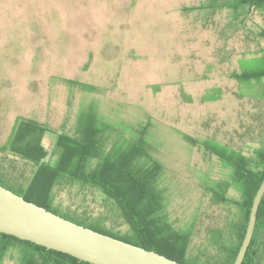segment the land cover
<instances>
[{"label": "rangeland", "instance_id": "rangeland-1", "mask_svg": "<svg viewBox=\"0 0 264 264\" xmlns=\"http://www.w3.org/2000/svg\"><path fill=\"white\" fill-rule=\"evenodd\" d=\"M228 1L0 0V145L18 116L69 133L89 106L112 124L149 120L169 220L192 226L190 256L217 257L211 230L240 216L239 195L229 189L228 202H211L204 188L223 187L227 170L194 139L247 156L264 146L261 86L232 77L264 52V9L236 11ZM63 79L98 90L70 89ZM32 169L0 153L8 183ZM55 193V205L127 230L117 210L90 193L64 182ZM224 239L231 244L235 233L226 227ZM2 264L18 263L7 256Z\"/></svg>", "mask_w": 264, "mask_h": 264}, {"label": "trees", "instance_id": "trees-1", "mask_svg": "<svg viewBox=\"0 0 264 264\" xmlns=\"http://www.w3.org/2000/svg\"><path fill=\"white\" fill-rule=\"evenodd\" d=\"M228 7L264 9V0H229ZM213 5H211L212 7ZM259 35L264 38V28ZM232 77L243 83L260 85L264 99V52L246 63ZM70 89L84 92L98 90L94 85L63 79ZM149 120L127 126L112 124L99 118L93 106L82 109L72 133L56 130L47 123L16 117L0 153L13 155L32 166L27 180L16 185L0 177V185L21 195L25 200L103 234L121 239L147 250H153L184 264H233L244 237L253 197L264 178V146L251 156L217 142H202L227 170L226 184L212 182L204 188L213 203L229 201L227 192L239 195L240 216L227 226L211 230L210 239L217 257L201 259L190 256L188 247L193 228H175L165 211L164 189L160 184L163 165L152 155ZM128 131V132H127ZM68 183L78 192H88L94 199L109 203L127 225L126 231L107 225L102 220L63 209L54 204L55 190ZM227 229L235 233L230 244L224 239ZM264 254V194L257 210L253 235L241 264H262ZM7 256L18 264H91L72 255L46 248L28 240L0 232V264Z\"/></svg>", "mask_w": 264, "mask_h": 264}, {"label": "water", "instance_id": "water-1", "mask_svg": "<svg viewBox=\"0 0 264 264\" xmlns=\"http://www.w3.org/2000/svg\"><path fill=\"white\" fill-rule=\"evenodd\" d=\"M263 194L264 178L253 197L244 237L233 264H241L245 257ZM0 232L67 253L91 264H184L75 223L25 200L2 185Z\"/></svg>", "mask_w": 264, "mask_h": 264}]
</instances>
